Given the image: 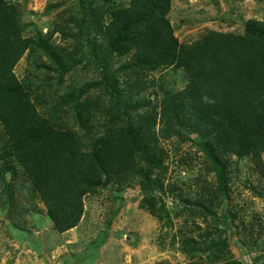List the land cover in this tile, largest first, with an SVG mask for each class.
<instances>
[{"label":"rangeland","instance_id":"rangeland-1","mask_svg":"<svg viewBox=\"0 0 264 264\" xmlns=\"http://www.w3.org/2000/svg\"><path fill=\"white\" fill-rule=\"evenodd\" d=\"M7 1L30 41L13 72L38 117L74 133L87 152L110 124L117 128L113 122L155 119L147 141L166 170L155 171L162 186L152 214L142 205L141 178L129 174L85 195L79 223L60 233L0 122V264H264V152L260 164L232 156L220 193L196 145L201 136L172 117L185 71L146 72L134 55L109 48V11L129 0ZM167 19L183 45L210 32L240 36L248 22L264 23V0H171ZM161 119L169 130L159 131Z\"/></svg>","mask_w":264,"mask_h":264},{"label":"trees","instance_id":"trees-1","mask_svg":"<svg viewBox=\"0 0 264 264\" xmlns=\"http://www.w3.org/2000/svg\"><path fill=\"white\" fill-rule=\"evenodd\" d=\"M170 10L171 0H129L125 8L109 11L104 37L116 55L137 57L141 70L185 71L188 84L171 100L172 117L201 136L196 145L221 193L232 156L251 155L260 164L264 152V23L248 22L240 36L210 32L183 45L173 36ZM18 14L16 5L0 0V122L57 231L77 226L85 195L129 174L141 178L142 205L152 214L161 199L153 191L162 186L155 171L166 170L147 141L149 132L155 135V119L149 125L113 122L117 128L110 124L109 136L89 152L74 133L51 128L13 72L30 46L21 36ZM161 120L159 131L169 130Z\"/></svg>","mask_w":264,"mask_h":264}]
</instances>
